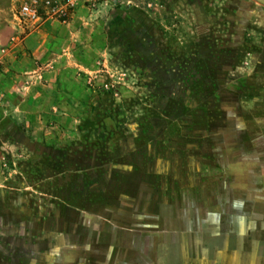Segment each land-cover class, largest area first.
<instances>
[{"label":"rangeland","instance_id":"374dc122","mask_svg":"<svg viewBox=\"0 0 264 264\" xmlns=\"http://www.w3.org/2000/svg\"><path fill=\"white\" fill-rule=\"evenodd\" d=\"M0 264H264V0H0Z\"/></svg>","mask_w":264,"mask_h":264},{"label":"built area","instance_id":"2783aa9c","mask_svg":"<svg viewBox=\"0 0 264 264\" xmlns=\"http://www.w3.org/2000/svg\"><path fill=\"white\" fill-rule=\"evenodd\" d=\"M20 17L30 21L39 19L38 10L34 3L23 2L19 11Z\"/></svg>","mask_w":264,"mask_h":264}]
</instances>
